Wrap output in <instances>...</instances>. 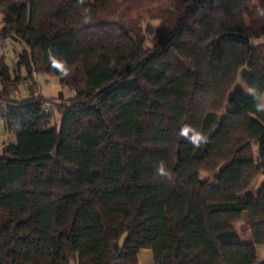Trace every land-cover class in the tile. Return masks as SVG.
I'll use <instances>...</instances> for the list:
<instances>
[{
  "label": "trees",
  "instance_id": "trees-1",
  "mask_svg": "<svg viewBox=\"0 0 264 264\" xmlns=\"http://www.w3.org/2000/svg\"><path fill=\"white\" fill-rule=\"evenodd\" d=\"M131 2L0 0V44L26 46L0 56V264H258L264 0H155L150 47ZM37 73L73 96L50 106Z\"/></svg>",
  "mask_w": 264,
  "mask_h": 264
},
{
  "label": "rangeland",
  "instance_id": "rangeland-1",
  "mask_svg": "<svg viewBox=\"0 0 264 264\" xmlns=\"http://www.w3.org/2000/svg\"><path fill=\"white\" fill-rule=\"evenodd\" d=\"M130 10L125 8V12L129 15V17L134 18L135 22H137V25L140 27L141 31L143 32L145 41L144 46L150 47L152 46L154 40L157 38L159 34H161L163 31H165L166 27L163 24V22L156 18L153 15L152 10L158 6L157 3H155V0H132L130 4ZM148 7H152L151 12L147 11ZM1 18L2 15L0 13V28H1ZM165 27V28H164ZM165 29V30H164ZM253 44L258 47V50L262 53H264V41L263 40H255L253 41ZM0 47H3L4 51V61L8 65L9 70L11 73H13L17 54L24 49H26V46L17 41H13L11 39L5 40L2 44H0ZM22 75H24V71H21ZM29 85L27 82H23L19 84L17 91L12 94V99L14 100H20L22 98H26L29 95ZM239 86H242L244 88L243 83L241 80L238 81ZM35 93L37 95H40L44 98L47 103L52 106L57 103L62 102L63 104L66 103V100L73 96V92L68 89L67 87H63L60 85L58 77L52 74L47 73H37L34 77L33 86ZM246 92L251 93L250 90L246 89ZM59 92H61L63 99H59ZM261 103L264 105V94L261 96ZM55 108V107H54ZM49 110V108H47ZM59 121V115L58 112L53 113L52 122L58 123ZM13 143L15 142V136L13 133L6 131L4 129V123L3 120L0 118V146L5 143ZM256 149V147H253ZM201 176L203 178L209 177L206 173H202ZM264 184V174L259 175L254 182L251 185V191L256 193V191ZM234 227L236 231L238 232L240 238L244 242H251V234L249 231V227L246 223V217L245 214H243V217L241 220L236 222L234 224ZM256 255H257V263H261L264 261V246H256Z\"/></svg>",
  "mask_w": 264,
  "mask_h": 264
},
{
  "label": "crops",
  "instance_id": "crops-1",
  "mask_svg": "<svg viewBox=\"0 0 264 264\" xmlns=\"http://www.w3.org/2000/svg\"><path fill=\"white\" fill-rule=\"evenodd\" d=\"M137 264H154L152 251L148 248L140 249L137 255Z\"/></svg>",
  "mask_w": 264,
  "mask_h": 264
},
{
  "label": "built area",
  "instance_id": "built-area-1",
  "mask_svg": "<svg viewBox=\"0 0 264 264\" xmlns=\"http://www.w3.org/2000/svg\"><path fill=\"white\" fill-rule=\"evenodd\" d=\"M4 54L3 47H0V56Z\"/></svg>",
  "mask_w": 264,
  "mask_h": 264
},
{
  "label": "clouds",
  "instance_id": "clouds-1",
  "mask_svg": "<svg viewBox=\"0 0 264 264\" xmlns=\"http://www.w3.org/2000/svg\"><path fill=\"white\" fill-rule=\"evenodd\" d=\"M160 170H161V172H163V168H161Z\"/></svg>",
  "mask_w": 264,
  "mask_h": 264
}]
</instances>
